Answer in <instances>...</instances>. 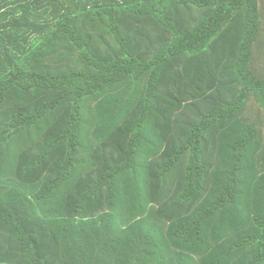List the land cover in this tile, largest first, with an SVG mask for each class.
<instances>
[{
	"label": "trees",
	"instance_id": "trees-1",
	"mask_svg": "<svg viewBox=\"0 0 264 264\" xmlns=\"http://www.w3.org/2000/svg\"><path fill=\"white\" fill-rule=\"evenodd\" d=\"M0 264H264V0H0Z\"/></svg>",
	"mask_w": 264,
	"mask_h": 264
}]
</instances>
